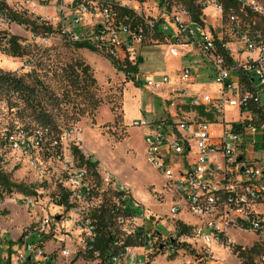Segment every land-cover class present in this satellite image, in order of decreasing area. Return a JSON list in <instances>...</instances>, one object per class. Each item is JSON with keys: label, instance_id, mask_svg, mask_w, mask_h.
<instances>
[{"label": "built area", "instance_id": "built-area-1", "mask_svg": "<svg viewBox=\"0 0 264 264\" xmlns=\"http://www.w3.org/2000/svg\"><path fill=\"white\" fill-rule=\"evenodd\" d=\"M30 2L34 9L40 6L44 10L34 19L59 30L65 41L87 42L119 61L135 63L139 55L133 53L135 46L152 40L151 29L156 24L161 39H153V43L166 44L172 57L188 58L173 77L163 73L161 80L154 75L145 79L148 88L167 89L165 115L132 122L141 129L148 163L173 183L178 196L165 215L172 227L165 223L164 230L160 229L164 216L148 215L137 199L130 202L126 196H116V192L130 190L117 184L111 173L101 174L88 156L79 165L81 160L74 155L67 161L69 183L63 185L71 192L70 205L59 204L57 194L53 202L75 214L83 231L80 255L94 248L92 210L102 202L94 200L105 192L111 194L118 210L115 232L119 238L112 244L108 264H149L154 253L175 259L182 258L185 250L191 251V257L181 264H219L209 257L207 247L200 254L192 240L218 244L232 228L264 235V0H21L19 8L0 0V23H22L12 19L9 11L24 12V4ZM124 11L140 22L122 16ZM200 72L207 74L210 83L199 82ZM209 84L215 90L208 89ZM229 111H239L241 118L229 121ZM79 133L81 129L74 127L56 134L50 128L17 127L3 132L0 147L20 151L37 168L41 151L61 159L59 149L65 139L75 141ZM4 193L0 191V199ZM14 202L24 204L28 213L37 210L36 198L28 194H20ZM184 210L199 219L195 225L185 222L191 226L187 234L177 229ZM58 223V214L33 218L19 240L0 243L9 244L2 263L73 264L79 253L71 260L69 248L62 244L49 247L56 240ZM127 237L134 243L126 244ZM64 258L67 260L62 261ZM87 259L101 263L99 257ZM255 264H264V253Z\"/></svg>", "mask_w": 264, "mask_h": 264}, {"label": "rangeland", "instance_id": "rangeland-1", "mask_svg": "<svg viewBox=\"0 0 264 264\" xmlns=\"http://www.w3.org/2000/svg\"><path fill=\"white\" fill-rule=\"evenodd\" d=\"M21 0H7L12 8H19ZM67 2L69 0H63ZM25 16L36 18L44 10L38 6L33 8V2L24 4ZM144 9V6H143ZM35 10V11H33ZM148 12L150 7H148ZM0 31L21 37L23 44H28V54L16 57L6 53L0 45V70L13 72L18 75L31 74L44 84L46 91L43 96L44 105L55 115L58 124L57 132L65 128L81 129V133L65 139L59 151L61 159H55L46 151L39 154L40 165L37 168L21 156L18 150L3 151L0 147V165L9 178L16 183H23L36 190L31 194L36 198V211L28 213L21 202H14L20 194V189L14 188L6 191L0 199V243L15 242L29 228L32 219L46 214L59 215V228L54 244L49 247L60 246L69 248L70 259L76 253L73 264H98L99 260H90L80 255L79 249L84 248L83 231L75 222V214L70 209L57 207L53 198L60 185H68L66 170L67 161H72L77 147L84 156L96 162L101 174L107 172L114 175V181L128 188L132 195L146 207L147 214L164 216L161 218L160 229L164 230L166 223L172 227L171 220L165 216L170 207L178 201L173 183L161 176L147 161L145 155V142L140 128L132 125L133 120L145 118L147 121L159 119L166 113V102L169 100L167 89L154 90L146 87L145 79L154 75L161 80L163 73L173 77L171 70L178 69L187 64L188 58L172 57L168 46L163 43L138 44L134 48V55L140 54L143 58L137 76L127 80L126 74L120 71L102 52H94L87 48H75L65 41L59 30L44 35L42 30L33 37V32L22 23L12 22L5 26L0 23ZM199 59V58H197ZM82 60L91 67L95 78L94 84L85 83L89 94L82 93L81 89L70 84L63 77V69L68 64ZM194 65H198L194 63ZM202 72H200V76ZM29 77V78H31ZM199 82L210 83V79L199 77ZM216 86L209 84L208 89L215 90ZM229 121L239 120V111H229L226 114ZM34 122L21 98L7 95L0 90V136L8 129L24 126V123ZM56 132V133H57ZM55 133V134H56ZM113 186V185H112ZM110 187V186H109ZM104 188H107L104 185ZM112 188V187H110ZM142 192V193H141ZM111 197V194H107ZM101 196L94 200L99 203ZM195 225L199 219L184 210L179 219ZM167 221V222H166ZM10 239V240H9ZM191 241V239H190ZM198 252L207 247L209 257L219 264H241L242 260L234 246L251 248L256 243H264V235L239 228L230 229L224 241L213 242L209 245L202 240L195 241ZM9 244H0V264L6 256ZM17 249V246L14 247ZM181 257L170 258L160 252L150 257L152 264L183 263L186 257H191V251L185 250ZM62 256V251L60 250ZM69 255V256H70ZM67 256V257H69ZM253 256L257 259L259 256ZM145 260V256H140ZM64 258L62 261H66ZM3 264V263H2Z\"/></svg>", "mask_w": 264, "mask_h": 264}, {"label": "trees", "instance_id": "trees-1", "mask_svg": "<svg viewBox=\"0 0 264 264\" xmlns=\"http://www.w3.org/2000/svg\"><path fill=\"white\" fill-rule=\"evenodd\" d=\"M9 14L12 19L26 23L27 26L32 30L34 34H38L39 30H42L44 35L50 34L53 32L51 26L46 23H38L36 19L32 20L29 17L25 16L24 13H17L10 10ZM122 16L127 17L130 21L139 23L140 20L137 19L136 15L132 14L130 11H124ZM262 28L264 30V15L261 18ZM145 31L149 34V29L145 27ZM151 39H161L160 33L158 32V25L156 24L153 29H151ZM21 37L8 34L6 31H0V45L2 49L13 56L22 57L28 54V44H23ZM152 40L150 43H153ZM67 42V41H66ZM75 48H87L94 52L101 53L100 49L97 46L89 44L87 42H67ZM159 43V42H158ZM104 54V53H103ZM109 60L116 66L120 71H123L126 74L127 80H131L137 76L140 70V64L143 60L142 56L139 54L135 63H132L129 59L125 61L117 60L111 54H104ZM31 74L27 75H18L13 72H3L0 70V90L5 92L7 95L17 94L19 98L23 100L26 108L28 109L29 115H31L34 122L24 123L25 128H34V127H44L50 128V130L55 134L58 129V124L56 123L54 113L45 106L43 94L48 90H45L44 84L35 77H31ZM63 77L70 84L72 83L75 87L82 90V93L89 94V90L85 83L90 82L94 84L95 78L92 75L91 67L89 64L85 63L82 60H77L74 64L70 63L63 69ZM1 139V137H0ZM75 156L78 157L79 165L84 163V154L75 147ZM91 165H96V163H91ZM14 188L20 189L25 194L35 195L37 192L35 189L27 187L23 183L13 182L9 175L3 171L0 165V191L11 192ZM70 191L60 185L59 190L56 192L58 195V203L61 205L69 206V197ZM108 193L102 196V202L93 208L92 216L95 219L96 223V242L94 248L88 250L84 253L86 258L94 259L99 257L101 259L100 264H108L110 260V250L112 249V244L115 239L119 238V235L115 232L117 231V225L115 217L118 214V210L115 208V204L112 201V198L107 195ZM116 196L121 195L126 196L128 201L132 202L135 200V197L130 191H119L115 193ZM177 229L181 234H187L191 231V226L187 225L185 222L178 220ZM140 231H138L139 233ZM13 243V242H9ZM126 244L134 243V239L127 237L125 239ZM185 246V245H184ZM95 251H98L99 256L95 255ZM234 252L238 254L241 258V264H255V258L253 256H260L264 253V243H256L251 248H243L242 246H234ZM154 254L150 255L153 257ZM256 256V257H257Z\"/></svg>", "mask_w": 264, "mask_h": 264}, {"label": "crops", "instance_id": "crops-1", "mask_svg": "<svg viewBox=\"0 0 264 264\" xmlns=\"http://www.w3.org/2000/svg\"><path fill=\"white\" fill-rule=\"evenodd\" d=\"M176 71H177V69L171 70L170 74H171V75H174ZM200 77L207 78V74L202 73V75H201ZM9 240H10V239H9ZM158 259H159V258H158ZM158 259H156V260L153 261V262H150L149 264H152V263H154V262H158V263H160V261H158Z\"/></svg>", "mask_w": 264, "mask_h": 264}, {"label": "bare ground", "instance_id": "bare-ground-1", "mask_svg": "<svg viewBox=\"0 0 264 264\" xmlns=\"http://www.w3.org/2000/svg\"><path fill=\"white\" fill-rule=\"evenodd\" d=\"M142 193V192H141Z\"/></svg>", "mask_w": 264, "mask_h": 264}]
</instances>
